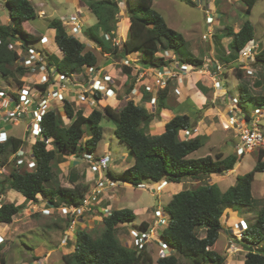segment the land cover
<instances>
[{
	"label": "trees",
	"instance_id": "trees-1",
	"mask_svg": "<svg viewBox=\"0 0 264 264\" xmlns=\"http://www.w3.org/2000/svg\"><path fill=\"white\" fill-rule=\"evenodd\" d=\"M82 1L86 2L89 11L96 18V23L87 28L84 34L90 42L98 44L104 54L121 59L138 53L141 66L160 68L171 65V61L164 59L163 53L173 52L183 64L196 68L204 67L203 59L189 52H186L187 55L182 54L181 49L186 44L184 36L169 28L164 17L154 9V0H126L129 35L120 45H115L114 39L120 35L121 30V0ZM238 1L245 6L247 15L251 14L258 2V0ZM192 2L196 6L195 2ZM5 7L9 13L10 23H0V75L16 79L13 67L19 55L11 46L14 42L21 41L29 48L30 45L40 41V37L31 34L25 28V24L38 18V14L30 0H5ZM49 28L55 30V43L63 57L59 59L49 53L46 54L50 66H54L53 61H55L54 67L59 75L70 78L73 74L81 72L85 66H102L86 43L67 33L62 20H51ZM105 35L110 36L109 41L105 40ZM222 37H230L232 41L228 47L229 55L225 53L226 57H221L226 65L235 66V76L241 81L245 77V72L242 69L243 65L238 63L239 56L248 43L254 40V27L247 20L243 22L237 33L232 27H227ZM220 55L217 53V56ZM251 66L264 68V50L256 56ZM17 70L25 74L23 66L18 67ZM122 71L132 79L131 67L123 65ZM135 84L133 81L129 85L126 95H130ZM256 85H264L263 74ZM22 86L20 82L19 88ZM47 87L49 85L43 86V88ZM168 89L158 93L159 108L154 113L133 100H128L125 106L119 109L110 106H106L104 111L95 109L88 116L66 100L62 110L70 120L69 124L63 121L59 108L45 112L41 122L42 135L35 140L31 149H28L31 153H28V159L23 165L16 164L15 156L21 149H27L28 140L9 136L6 142H0V157H3L0 167L7 166L11 158V170L8 177L0 181V193L4 195L8 185L11 190L22 195L25 202L38 203V196H42L50 208L83 205L89 186L77 182H73V187L62 186L54 179L53 165L59 159L66 162L65 158L64 160L62 158V152H68L77 159L94 154L103 139L101 122L104 119L115 123L117 139L129 147L133 157V165L123 172L112 173L110 169L107 171V178L112 182L135 187L143 185V181L157 185L181 184L187 180L200 181L203 177L219 176L224 172L235 170L238 161L241 160L237 155L223 157V154L219 153L215 157L211 155L201 158L191 157L206 145L208 137L196 135L186 140L181 139V132L193 133L198 123V120L193 122L188 115H176L167 122L165 131L160 135L152 136L147 133L150 123L160 117L163 109H168L165 102L169 97ZM239 91L238 106L244 112L248 113L249 106L264 107V95H254L244 83L239 86ZM14 97L17 98L15 95ZM150 97L151 94H146L144 99L147 101ZM96 98H101L100 93ZM86 124L89 125L90 135L82 143L87 136L84 129ZM2 126L0 123V127ZM30 135L31 129L27 132V138ZM29 161L35 163L33 168L28 167ZM257 172H264V151L259 152L254 169L239 176L235 185L225 192H221L217 185L207 184L173 195L169 203L164 206L163 211L168 223L160 234V240L176 251L172 256L162 257L154 262L147 245L136 249L121 245L116 237L117 228L121 224L134 221L136 215L130 209H117L110 215L102 211H98L97 214L89 213L90 216L101 215L103 231L99 237L94 238L87 230L79 228L76 233L75 249L63 256V260L65 264H180L179 257H183L193 264H225L227 257L212 249L224 229L222 223L224 211L252 207L254 202L252 184ZM50 183L54 186H48ZM1 202L2 200L0 223L10 225L23 207L11 201ZM100 207L97 209L99 210ZM149 228V223H142L141 230ZM197 230H203L205 235L200 237ZM242 242L241 246L247 245L253 249L247 251L244 264H264V206L257 214L256 223L252 226L248 225L247 230L243 232ZM0 263H5L2 257Z\"/></svg>",
	"mask_w": 264,
	"mask_h": 264
},
{
	"label": "rangeland",
	"instance_id": "rangeland-1",
	"mask_svg": "<svg viewBox=\"0 0 264 264\" xmlns=\"http://www.w3.org/2000/svg\"><path fill=\"white\" fill-rule=\"evenodd\" d=\"M30 1H32L34 8L36 7L35 10L37 11V14L38 11L43 9L46 16L44 17L43 13L38 14V18L27 22L25 24V28L35 36H47L50 40L47 46L41 45L38 41L35 44L30 45V48H34L35 50L44 52L45 54L49 51L52 56L59 59L61 58V52L55 43L53 32L49 28V22L53 19L66 22L67 17L71 19L79 17L86 23V25L90 26L94 24L96 20L93 15L89 13L87 14V4L82 0ZM192 1L194 0H154L153 7L164 17L169 28L181 33L184 36L186 44L181 49L182 54L187 55L186 52H189L195 57L203 59L205 63V70L207 68L211 69L212 65L216 61L222 65L227 64L221 57H226L227 54L225 55V49L229 47L228 44L226 45L225 43H222V40L224 39V37H222V31L226 25L236 28L238 25H241L242 21L244 22L249 20L254 27V43L259 44L261 49L264 50V0H258L251 14L247 15L243 12L240 16L239 13L242 12L243 9L241 8L242 4L238 0H210V9H208L207 12L204 11L201 4L195 3V6ZM41 3H45L43 8L40 7ZM124 4L125 2L121 0L122 10L127 8ZM84 13L86 16H84ZM218 13L222 14V18L217 17V21L214 25L209 26L206 22L207 15H217ZM120 15V19H123L125 18L126 13L125 16L122 13H120ZM8 19L10 18L5 7V0H0V23L7 24ZM124 24H126V26H124ZM124 24L121 25V28L125 29L124 33L128 37L129 25L126 22ZM218 38H220V40ZM19 44V42L16 43L18 46ZM89 49L96 54L99 63L108 59L101 49L96 46V44H90ZM217 53L221 54L220 57L217 56ZM23 54L27 55L28 51ZM136 54L137 55L135 56L139 57V54ZM108 60L109 61L106 64H102V67L105 68L110 64L111 67H114L115 76L113 69L111 72L114 76L115 85L118 89L117 94L119 95V99L123 100L125 98L124 96L126 95V90L133 81L136 82L135 87H140L139 92H143V87L137 83V71L133 70L132 79H129L126 74L122 72L121 62H118L113 58ZM246 62L247 61L242 60L238 63L243 66L251 64H247ZM53 65L55 66V61H53ZM18 67H22L21 55L13 67L16 79L0 75V90L16 93L20 97L19 103L23 105L25 99L23 100L22 98V91L28 90L31 93L36 92L38 90L37 78L28 74L26 70H24L25 74H22V72L17 70ZM227 67V77L225 75L222 77L224 80L225 78L228 79V83H224L228 93L226 97L224 96V92L216 95L213 88L214 84L212 78L208 75V73L200 75L201 77H209L212 84L208 78H202L201 81L200 78H198L195 80V83L199 81L207 88H204L199 84L200 87L198 90L194 89L193 91H190L189 95L199 97V99H197V106L202 110L194 113V116H192V111H188V114L192 117L193 122L198 120L195 130L201 127V130L199 129V135L205 133L208 137L206 145L198 152L191 155L193 158H201L209 155L215 157L219 153H222L223 157L230 155L236 156L235 147L240 144L239 136L233 132L234 130L226 132L223 129V123L227 120L226 114L231 111L232 107V103H230L229 98H238L239 102V86L243 83L250 88L254 95H264V85H256L262 74L264 75L263 72L258 71V67H253L257 70V72H255L252 76H249L245 69H243L245 77L241 81L235 76V66L228 65ZM83 72L84 68L81 72L77 73L81 74L80 77H76V73L72 75V77H75V80H77L76 82L82 83ZM57 79L61 80V76L58 75ZM20 82L23 86L19 88ZM135 94L136 93H134V95ZM220 99L222 102H225V104L228 102V111L226 112L222 109L220 110L222 115L216 116V113L221 107L218 102L217 104L213 102L219 101ZM132 100H135L136 104H142L150 112H156L157 108L148 107L149 101L144 99V95L141 102L140 98H132ZM177 100L178 99H175L172 96L171 98L166 99L165 102L168 106L173 104L177 106L178 103H175ZM119 102L120 101L115 103V101L110 100V98H106L97 102L94 106H89L88 104L84 105L76 102L74 98L71 99V103L75 105L74 107L77 110H83L85 116H88L95 109L104 111L106 106L119 109L123 107V104L124 106L126 104V101L122 103V105ZM53 104L55 110L59 108L58 110L61 113L63 121L66 124H69L70 120L62 110L63 103L56 102ZM213 104H216V106L214 107ZM32 105L33 104L29 107L30 111L34 109V107L32 108ZM24 107L26 108V106ZM254 110L255 106H249L247 109L248 114L253 117V119H255ZM205 115H207V117H205ZM4 117L5 115L2 114V109L0 107V123L3 125L2 128L0 127V131H7L9 133L8 137L14 136L26 141L28 140L27 149H31L32 145L35 143V136L27 138V132L31 129V124L37 122V118L30 119V116H27L19 121L4 122ZM256 118L259 120L258 124L260 125L261 130L264 131V116ZM200 121L204 123H201ZM101 126L104 131L103 139L99 143L97 151L92 154V156L99 158V160L109 156L112 159L109 164L110 171L112 173H121L133 165V157L130 149L127 145L119 142L117 139L115 135V123L104 119L101 122ZM84 129L86 130L87 136L84 137L82 143L87 140L90 135L88 124L84 125ZM189 136L181 134V139L186 140ZM52 148V145H50V149ZM29 153H31V151H29ZM258 154L259 151H254L253 153L246 154L244 157L240 158L241 160L238 161L235 170L233 171L224 172L219 176L212 175L211 177H203L200 181L187 180L181 184H174L172 187L168 186L164 188L167 185L166 183L157 185L148 181H143V185L140 187L124 183H116L114 188L105 190L101 197H98L99 204L101 205L100 210L103 212L105 208L108 209L109 212H112L117 209H130L135 213L136 219L134 221L121 224L116 231L117 239L121 245L127 248L136 249L131 233L132 230L141 231L143 222L149 223L150 228L154 227L155 230L151 232L153 238L150 244L148 243V250L151 251L154 262H156L159 258H161L159 256L160 248L158 244L161 237L160 234L167 226L168 221L166 220L167 222L163 225H155V222L159 220L155 216V212L159 210L164 213V206L169 203L171 197L175 195V193L177 194L176 191L179 189V192H181L183 190L195 189L201 185L210 184L217 185L221 192L227 191L230 187L235 185L239 176L245 175L254 169ZM62 158L63 160L65 158L66 162L59 159L53 165L55 181L64 187H73V182L88 185L89 189L86 193L87 198H90L93 194L96 196L98 182L100 183V179L99 176H94L91 172V165L88 160L85 158L77 159L76 157L71 156L68 152H62ZM10 160L11 158H9L8 165L5 166L6 174L1 175V181H4L9 175L11 170ZM2 161L3 157L1 156L0 163ZM52 185L53 184L50 183L48 186ZM5 189L7 190L1 198V203H3V201H11L16 205L22 206L23 209L13 218V222L10 225L0 223V237L2 239L0 241V257L5 260L4 264H65L63 256L73 252L75 249V245L77 243L76 233L79 228L87 230L94 238L99 237L103 231V219L101 215L90 216L85 213L82 217L77 216L72 219L71 216L64 215L61 209L50 208L46 205V201L42 196H38V203L25 202V200H21L22 195L14 190H11L8 185ZM252 194L254 200L252 207H244L239 210L227 209L224 211L222 217L224 229L220 232L219 239L212 249L220 255L227 257L225 264H244L246 257L245 253H247V250L241 246L243 243L242 234L244 231H242V229L240 231L237 223H239L242 219L247 221L249 226L256 223L257 214L264 206V172H257L255 174V179L252 184ZM0 196H2L1 193ZM157 202L159 203L158 205H156ZM60 203L61 202H59V204ZM43 209H49L50 212L48 215L44 214ZM71 226L73 227L71 228ZM197 234L200 237H203L205 232L203 230H197ZM173 253L176 254V251ZM179 260L180 264H193L191 261L183 257H179Z\"/></svg>",
	"mask_w": 264,
	"mask_h": 264
},
{
	"label": "built area",
	"instance_id": "built-area-1",
	"mask_svg": "<svg viewBox=\"0 0 264 264\" xmlns=\"http://www.w3.org/2000/svg\"><path fill=\"white\" fill-rule=\"evenodd\" d=\"M197 4H201L204 8V11L207 12L210 9V0H194ZM122 9V8H121ZM126 11V9H123ZM66 22L73 25L72 36L80 37L83 34L82 25L76 18L66 19ZM206 22L209 26L214 25V18L211 15H207ZM212 35V34H211ZM105 40L109 41L110 36L105 35ZM19 42V46L16 43ZM40 43L42 45H46L48 43V39L46 37L40 38ZM115 45H120V41L118 38L114 39ZM17 54L22 56V66L23 68L30 74L31 76H35L37 78V91L31 93L28 90L22 91V98L25 101L23 105L19 103L20 97L14 92H8L0 90V107L2 109V114L5 115L3 120L5 121H19L20 119H24L27 116L31 118H37V122L31 124V135L35 136V140L38 139L42 135V128L40 122H42V117L45 112L54 109L53 103H64L66 100L71 102V99L74 98L76 102L82 104H88L89 106H94L97 102L106 99V98H114L117 99V87L114 83V78L109 74V72L104 67H84V72L82 73V83L76 82L75 77H65L61 76V80L57 79L59 73L57 72L54 66H50L48 62V53L39 52L34 48H27L23 45L21 41H16L11 46ZM28 51L27 55L23 53ZM259 47L257 45L252 46L250 48H245L240 53V62L242 60L247 61L246 63H253L255 61L256 56L260 53ZM229 50H226V54L229 55ZM166 61H171L170 66H164L160 68L149 67L146 68L144 66L135 65L136 75H138L137 83L140 84L141 87L147 92H153L156 90V93L163 91L168 88L169 83L171 81H176L178 84L183 85L185 83V76H188L192 73L204 74L208 73V75L212 78L213 88L215 90L216 95L224 92L225 97L227 96L226 86L223 84V75L226 73V65L219 64V62H215L211 69L196 68L189 64H183L179 62L176 55H170L169 52H165L162 55ZM250 65L243 66L242 69H245L246 73L249 76L254 75L257 72ZM126 66L132 67L130 63H126ZM258 71L263 72L264 68H257ZM81 74L76 73V77H80ZM147 78L150 79L152 84L146 83L145 80ZM136 83V82H135ZM49 85L47 88H43V86ZM133 88L132 93L134 91H138ZM176 94H179L178 90H175ZM101 95L100 99L96 98V95ZM14 95L17 97L15 98ZM231 104V111H229L226 121L223 123V129L226 132H231L230 130H234L235 134L239 136L240 144L235 147L236 155L238 157H244L246 154L253 153L254 151H264V131L261 130L260 125L258 124L259 120L256 117L264 116L263 108L264 107H256L254 110V118L251 117L248 113L241 110L238 106V98H229ZM32 105V111L29 110L30 105ZM76 104V103H75ZM154 108H158V99L152 97L151 101L148 103ZM26 106V108L24 107ZM155 110V109H154ZM157 110V109H156ZM181 134H185L187 136L191 135L188 131H183ZM8 139V135L5 132H0V142H6ZM188 139V138H187ZM34 140V141H35ZM28 149H21L17 155L15 156L17 159L16 164L22 165L26 162L28 156ZM88 160L91 165V172L99 176L100 183L98 182V190L96 191V196L91 195L90 198L85 196L83 201V205L80 207L75 206H63L61 209L64 215H69L71 218H75L77 216H83L86 213H95L97 214V207L101 206L98 201V197L105 190L110 188H114L116 186L115 182L110 181L107 178V171L109 170V164L112 160L109 156H106L99 160L97 157H93L92 155H85L84 157ZM29 168H33L35 163L33 161H29L27 163ZM6 168L0 167V181L1 175L6 174ZM1 200V199H0ZM44 214L48 215L50 212L49 209H43ZM47 212V213H46ZM103 212L107 215H110L108 209L103 210ZM155 216L159 219L155 222V225H163L167 221L165 214L162 211L157 210L155 212ZM240 231L247 230L248 224L245 220H241L237 223ZM73 226H71L72 228ZM155 230L154 227L149 228L144 231H136L132 230V237L135 242L136 248H141L145 245L148 246V243L152 241L151 232ZM67 239V237H66ZM0 237V241H1ZM160 253L159 256L167 257L172 256L174 250L170 248V246L164 241H158Z\"/></svg>",
	"mask_w": 264,
	"mask_h": 264
},
{
	"label": "crops",
	"instance_id": "crops-1",
	"mask_svg": "<svg viewBox=\"0 0 264 264\" xmlns=\"http://www.w3.org/2000/svg\"><path fill=\"white\" fill-rule=\"evenodd\" d=\"M44 1H47V0H44ZM124 2H125V6H127L126 5V0H123ZM32 2V1H31ZM33 4V3H32ZM44 4L45 3H41V5H40V7H44ZM237 5V4H236ZM236 5H235V7H236ZM239 6V5H238ZM242 7V9H243V11L242 12H240L239 13V16H240V14H242L243 12H245V6L244 5H241ZM36 8V7H35ZM86 8H87V14L89 13V14H91V15H93L90 11H89V9H88V6H86ZM120 9H121V4H120ZM37 12V11H36ZM42 14L43 13V15H44V17L46 16L45 14V11L42 9V10H40V11H38V14ZM121 13L122 14H124V16H125V13H126V11H123L122 9H121ZM222 14H220V13H218L217 15H212L213 16V18H214V23L217 21V17L218 18H222V16H221ZM40 16V15H39ZM42 16V15H41ZM84 16H86L85 15V13H84ZM94 16V15H93ZM121 16V15H120ZM76 18V17H75ZM66 19H70L69 17H67ZM207 19V18H206ZM77 20L79 21V23L82 25V30H83V34H82V36H80V37H76V38H78L80 41H82L83 43H86L87 44V46H88V48H89V45L91 44H94L93 42H90L87 38H86V36H85V34H84V32H85V30L87 29V28H89V27H91V26H93L95 23H96V20H95V22H94V24H92V25H86V23L81 19V18H77ZM220 21V20H219ZM63 22V25L65 26V28H66V31H67V33L69 34V35H73L72 34V29H73V25L72 24H70V23H68V22H64V21H62ZM127 23L128 25H129V21H128V18H127V15L125 16V18H123V19H121V25L122 24H124V23ZM221 22V21H220ZM10 23V19H8V21H7V24H9ZM242 24H243V21L241 22V25H238V27H236V28H234V27H232V26H230V25H226V26H224V29H223V31H222V33L224 34V32H225V29L227 28V27H232L233 29H234V32H239V30H240V28H241V26H242ZM124 26H126V24H124ZM123 26V27H124ZM124 30L125 29H123V28H121V30H120V35L117 37L118 38V40L120 41V43L122 44L127 38V36H126V34L124 33ZM51 31L53 32V36H54V39H55V30H53V29H51ZM221 31V30H220ZM218 32V31H217ZM215 36H219V35H215ZM39 37V36H38ZM41 37H46L47 39H48V43L46 44V45H43V46H47L48 44H49V42H50V40H49V38L47 37V36H41ZM40 37V38H41ZM231 41H232V38H230V37H224V39L222 40V43H225L226 45L228 44H230L231 43ZM39 43H40V41H39ZM41 44V43H40ZM42 45V44H41ZM255 45H257L258 47H259V51H263V49H261V47H260V45L259 44H255L254 43V40H252L250 43H248V45L245 47L246 49L247 48H250V47H252V46H255ZM228 47V46H227ZM99 48V47H98ZM244 48V49H245ZM228 48H226L225 50H227ZM61 52V51H60ZM47 53H49L50 55H52L49 51H47ZM169 54L170 55H175L173 52H169ZM219 54V53H218ZM135 55H137L136 53H134V54H130V55H127V56H125V57H123V58H121V59H116L118 62H121L122 63V66L123 65H126V63H130L131 65H133L131 68L133 69V70H135V65H139V66H141L140 65V63H139V60H140V56L138 57V56H135ZM105 56L108 58V59H111V58H113V59H115L113 56H111L110 54H105ZM63 57V54L61 53V58ZM60 58V59H61ZM239 58H240V56H239ZM108 59H106V60H103L102 61V64H106L109 60ZM240 61V60H239ZM238 61V62H239ZM228 65H233V64H228ZM228 65H226V67L228 66ZM107 67V71L109 72V74L114 78V76H115V72H114V67H111V64L110 65H108V66H106ZM105 67V68H106ZM112 69H113V72H114V76L112 75ZM123 72V71H122ZM227 72H228V67H227V69H226V73H225V75L227 74ZM132 75H133V71H132ZM227 77V76H226ZM198 78H200V81H201V79L202 78H208L209 79V81H210V83L212 84V81H211V79L209 78V77H201V75L200 74H198V73H196V74H194V73H192V74H189L188 76H185V83L183 84V85H181V84H178V83H176V82H174V81H171L170 83H169V86H168V98H171L172 96H173V98H175V99H178L175 103H178V105L177 106H175L174 104L173 105H171V106H168V109H163L162 110V112H161V114H160V117L158 118V119H155V120H153L151 123H150V126H149V128L147 129V133L148 134H151V135H160V134H162L164 131H165V125L167 124V122H169L172 118H174L176 115H188L191 119H192V117L188 114V111H192L193 112V114H192V116H194L195 114L194 113H197V111L198 112H200L202 109H200L197 105H198V103H197V99H199V97L198 96H194L193 97V95H189L190 94V91H193L194 89H197L198 90V88H199V86L201 85L202 87H204V88H207L204 84L202 85L199 81L197 82V83H195V80L196 79H198ZM190 80V81H189ZM145 82L146 83H150V85L152 84V82L150 81V79L149 78H147V80H145ZM188 82H189V84H188ZM114 83H115V80H114ZM209 83V84H210ZM224 83H228V79H226L225 78V80L223 79V84ZM116 84V83H115ZM187 86H186V85ZM200 84V85H199ZM225 85V84H224ZM136 90H138V91H134L133 93L131 92L130 93V95H125L124 97V99L123 100H121V99H119V95L117 94V99L115 100L114 98H110V100H113V101H115V103L116 102H118V101H120L119 103H121V105H122V103H124L125 101H126V103H127V100H129V98H130V100H132V98H135V99H137V98H140V102H141V99H142V97H143V95L145 96L146 94H151L152 95V97H155V98H157L158 99V93H156V90H154L153 92H147V91H145V90H143V92H139V90H140V87L138 88V87H136L135 88ZM178 90V92H179V94H176V92H175V90ZM210 90V89H209ZM208 91V90H207ZM209 92V91H208ZM117 93H118V90H117ZM134 93H136L135 95H134ZM140 94V95H139ZM139 95V96H138ZM152 97H151V99H152ZM125 99H127V100H125ZM151 99L149 100V102L151 101ZM134 102H135V100H134ZM217 102L219 103V106L221 107V108H219V110H218V112L216 113V116H220V115H222V112H220V110H222V109H224L226 112L228 111L227 109V104H228V102L225 104V102H222V100L220 99L219 101H214L213 103H216L217 104ZM216 104L214 105L213 104V106L215 107L216 106ZM123 106H124V104H123ZM151 107L152 108V106L150 105V104H148V107ZM158 106V108H159V104L157 105ZM145 107V106H144ZM146 108V107H145ZM229 113H227L226 115H228ZM205 117H207V115H205ZM196 119V118H195ZM201 122V121H200ZM201 123H204V122H201ZM200 126H201V124H200ZM2 128V127H1ZM201 127H199V128H197L196 130L194 129V131H193V133H191V135L189 136V138H192L193 136H196V135H199V129H200ZM201 130V129H200ZM1 131H3V130H1ZM3 132H5V133H7V135L9 134L7 131H3ZM202 135H205V133H203ZM168 186H170V187H172V186H174V184L173 183H166ZM180 191V189L179 190H177L176 192L178 193ZM176 194V193H175ZM3 197V195L2 196H0V199ZM22 198H21V200H25V198L23 197V196H21ZM243 220V219H242ZM247 222V221H246ZM246 254V253H245Z\"/></svg>",
	"mask_w": 264,
	"mask_h": 264
},
{
	"label": "water",
	"instance_id": "water-1",
	"mask_svg": "<svg viewBox=\"0 0 264 264\" xmlns=\"http://www.w3.org/2000/svg\"><path fill=\"white\" fill-rule=\"evenodd\" d=\"M96 46L98 47V44H96ZM159 203L157 202L156 203V205H158ZM242 247L245 249V250H247V251H252L253 249L252 248H250L249 246H247V245H242Z\"/></svg>",
	"mask_w": 264,
	"mask_h": 264
},
{
	"label": "clouds",
	"instance_id": "clouds-1",
	"mask_svg": "<svg viewBox=\"0 0 264 264\" xmlns=\"http://www.w3.org/2000/svg\"><path fill=\"white\" fill-rule=\"evenodd\" d=\"M1 132H2V131H1ZM1 143H3V142H1ZM1 200H2V199H1ZM1 200H0V201H1ZM247 224H248V223H247ZM174 252H175V250H174ZM174 254H175V253H173V255H174Z\"/></svg>",
	"mask_w": 264,
	"mask_h": 264
},
{
	"label": "bare ground",
	"instance_id": "bare-ground-1",
	"mask_svg": "<svg viewBox=\"0 0 264 264\" xmlns=\"http://www.w3.org/2000/svg\"><path fill=\"white\" fill-rule=\"evenodd\" d=\"M127 38V37H126ZM168 187V185H166L164 188ZM236 223V222H235Z\"/></svg>",
	"mask_w": 264,
	"mask_h": 264
}]
</instances>
